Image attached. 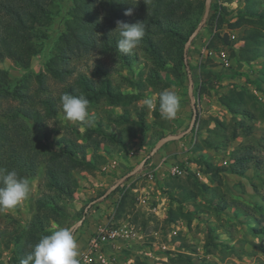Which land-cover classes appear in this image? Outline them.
Instances as JSON below:
<instances>
[{"label":"rangeland","instance_id":"rangeland-1","mask_svg":"<svg viewBox=\"0 0 264 264\" xmlns=\"http://www.w3.org/2000/svg\"><path fill=\"white\" fill-rule=\"evenodd\" d=\"M200 1L202 19L206 0ZM209 1L206 21L187 48V67L183 68L186 78L171 88L180 97L175 119L155 120L124 149L117 150L112 140L104 139L98 158L84 147V139L88 135L100 139L101 133H112L115 124L110 119L118 115L127 121L134 116L133 105L126 111L105 101L89 103L88 111L94 118L91 126L64 120L61 110L56 120L47 122L46 131L59 130L46 141L51 149H59L57 138L65 133L75 139L77 155H85L94 167L73 172L78 187L61 197L59 203L64 211L58 221H50L34 234L42 237L58 228L71 229L84 214L73 233L80 264L90 240L103 225L136 232L128 241L105 242L101 250L112 264H264V232L258 231L264 227V80L258 88L254 83L262 79L264 69V24L258 23L264 0ZM63 3L69 5V0ZM64 19L59 14L50 25L40 27L38 32L42 34L36 39L39 52L32 56L27 69L8 58L0 59V67L31 89L37 87L35 75L42 73V96H57L62 84L78 73L93 77L101 67L115 88L138 93L140 99L135 105L150 120L152 109L143 101H155L157 91L144 81L148 59L139 51L128 66L113 65L96 53L66 54L63 61L56 62L66 68L64 81L46 72L45 62L53 55V44L64 29ZM247 32L261 36L259 43L248 45L251 41L244 38ZM246 45L253 52L241 57L240 50ZM221 49L228 55L227 66L214 54ZM207 50L213 54H207ZM137 79H141L140 86ZM190 86L196 114L191 130L179 139L167 141L143 162L139 171L84 212L92 199L139 165L163 136L187 129L193 114ZM232 97L237 98L238 106L232 107ZM32 129L42 141L43 129L34 125ZM28 181L29 196L14 209L0 212V264H10L15 240L20 242L18 247L22 245L35 211L34 202L44 191L42 172ZM201 184L205 185L202 189L198 186ZM186 190L191 193L184 196ZM90 256L88 264H101L96 255Z\"/></svg>","mask_w":264,"mask_h":264},{"label":"trees","instance_id":"trees-1","mask_svg":"<svg viewBox=\"0 0 264 264\" xmlns=\"http://www.w3.org/2000/svg\"><path fill=\"white\" fill-rule=\"evenodd\" d=\"M62 1L0 0V59L8 58L15 65L27 69L32 56L39 52L36 39L42 34L38 32L40 27L50 25L54 17L62 14L65 17L64 29L54 41L53 55L45 62L46 72L56 79L64 81L67 77L63 72L66 68L56 65L59 59H65L63 56L66 54L96 53L113 65L128 66L137 59L138 51L148 59L144 81L156 89L155 101H158L161 91H173V85L181 84L183 77L186 78L183 51L201 20L200 0H69V5H62ZM130 2L137 3V6L132 16H125L124 12L130 7L126 3ZM259 14L258 23L264 24V11ZM118 20L129 24L139 20L145 24V36L131 56L118 51L117 35L110 34ZM244 38L251 41L248 45L255 46L261 36L247 32ZM246 48L247 45L240 50L241 57H249L253 52ZM35 77L37 87L27 88L25 83L14 80L6 69L0 67V168L15 169L28 180L42 172L44 188L34 202L35 211L24 231L22 245L18 247L20 242H14L16 248L10 264H20V260L31 251L29 245L39 241L41 237L34 234L35 230L44 228L52 220L58 221L59 214L64 211L59 203L61 197L70 195L78 187L73 172L94 167L85 155H77L75 139L65 133L57 138L58 150L51 149L46 143L52 134L59 133L57 128L46 131V127L49 120H56L60 97L64 93L82 94L89 103L105 101L126 111V107L133 105L134 116L127 121L118 115L110 119L115 124L112 133L103 132L100 139L92 135L84 139V147L91 150L93 158H98L104 139L112 140L117 150L124 149L150 123L154 125V121L161 118L156 103L151 110L152 118L148 120L142 108L135 105L140 99L138 93H126L115 88L101 67H97L93 77L78 73L74 79L62 84L57 96H42V73ZM261 78L254 81L257 88L264 80V69ZM140 81H136L138 86ZM229 101L232 107L238 106L237 98L232 97ZM33 125L43 129L42 141L34 136ZM198 186L200 189L205 187L204 184ZM187 193L191 191L186 190L184 196ZM192 194L195 197L196 193ZM122 206L121 202L120 210ZM258 231L263 233L264 227Z\"/></svg>","mask_w":264,"mask_h":264},{"label":"clouds","instance_id":"clouds-1","mask_svg":"<svg viewBox=\"0 0 264 264\" xmlns=\"http://www.w3.org/2000/svg\"><path fill=\"white\" fill-rule=\"evenodd\" d=\"M130 5L124 12L125 16H132L137 3ZM117 35V49L120 53L131 56L141 44L145 36V24L142 21L135 23L116 22V28L110 33ZM149 109L158 103V111L162 119L173 120L180 110V97L173 91L163 90L159 93L158 101L145 98L143 101ZM89 101L84 95L64 93L60 97L62 118L70 122H79L87 126L94 123V118L88 111ZM30 193L29 181L13 169L0 168V212L14 209L24 201ZM31 251L20 260V264H80L78 246L70 228H58L50 235L42 236L34 245L30 244Z\"/></svg>","mask_w":264,"mask_h":264},{"label":"built area","instance_id":"built-area-1","mask_svg":"<svg viewBox=\"0 0 264 264\" xmlns=\"http://www.w3.org/2000/svg\"><path fill=\"white\" fill-rule=\"evenodd\" d=\"M230 38L234 39L235 34L231 33ZM207 54L211 55L213 54V51L207 50ZM214 54L222 64L226 66L229 64L228 55L223 49L218 50ZM135 236L136 232H134L133 229H128L127 227L115 228L103 225L98 229L97 234L90 240L89 249L87 253L83 255L82 264H88L92 260V256L90 255H96L97 261L101 264H112V262L105 257L101 250L105 242L112 241L116 243L124 239L128 241L129 238H134ZM145 254L149 255L148 253Z\"/></svg>","mask_w":264,"mask_h":264},{"label":"water","instance_id":"water-1","mask_svg":"<svg viewBox=\"0 0 264 264\" xmlns=\"http://www.w3.org/2000/svg\"><path fill=\"white\" fill-rule=\"evenodd\" d=\"M209 8H210V1L209 0H206L205 1V9H204V13H203V16H202V19L200 21V23L198 24V26L196 27V29L191 33V35L189 36L188 40L186 41L185 43V46H184V51H183V57H184V63L185 65H187V57H186V54H187V48H188V45L191 43L192 39L195 37L196 33L201 29V27L203 26V24L205 23L206 21V18H207V15H208V12H209ZM187 67V66H186ZM187 71H188V68H187ZM188 77H189V80H190V75L188 74ZM189 99H190V102H191V106L193 108V114H192V118H191V123L190 125L187 127V129L185 131H183L182 133L180 134H177V135H165L163 136L159 141L158 143L154 146V148L146 155V157H144V159L139 163V165H137L134 169L126 172L125 174H123L115 183H113L101 196L99 197H96L94 199H92L88 205L85 207L84 209V212L87 211L88 207H90L92 204L96 203L97 201L103 199L104 197H106L108 194H110L121 182H123L125 179L129 178L130 176H132L133 174H135L137 171H139L141 169V166L143 164V162L149 158L150 156H152L160 147H162L167 141H170V140H174V139H179L181 138L183 135H185L186 133H188L191 128L193 127L194 123H195V117H196V114H195V104H194V100H193V97H192V94H191V86L189 87ZM84 217V214L83 216L81 217V219L79 221H77L74 226L71 228L72 232L74 233V231L76 230V227L79 226L81 223H82V219Z\"/></svg>","mask_w":264,"mask_h":264}]
</instances>
